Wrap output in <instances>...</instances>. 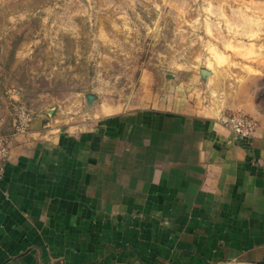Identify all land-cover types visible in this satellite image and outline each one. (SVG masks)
<instances>
[{
  "label": "crops",
  "instance_id": "obj_1",
  "mask_svg": "<svg viewBox=\"0 0 264 264\" xmlns=\"http://www.w3.org/2000/svg\"><path fill=\"white\" fill-rule=\"evenodd\" d=\"M254 114L247 142L219 115L170 108L86 129L33 120L0 181V264H264Z\"/></svg>",
  "mask_w": 264,
  "mask_h": 264
},
{
  "label": "rangeland",
  "instance_id": "obj_2",
  "mask_svg": "<svg viewBox=\"0 0 264 264\" xmlns=\"http://www.w3.org/2000/svg\"><path fill=\"white\" fill-rule=\"evenodd\" d=\"M146 108L257 122L264 0H0L1 135Z\"/></svg>",
  "mask_w": 264,
  "mask_h": 264
},
{
  "label": "built area",
  "instance_id": "obj_3",
  "mask_svg": "<svg viewBox=\"0 0 264 264\" xmlns=\"http://www.w3.org/2000/svg\"><path fill=\"white\" fill-rule=\"evenodd\" d=\"M220 121L237 139L245 142L253 138L257 128V122L251 116L243 113L222 117ZM28 123L29 120L27 119L16 121L14 124L15 134L24 133ZM10 143L9 137L0 134V181L3 179L5 167L10 156Z\"/></svg>",
  "mask_w": 264,
  "mask_h": 264
},
{
  "label": "water",
  "instance_id": "obj_4",
  "mask_svg": "<svg viewBox=\"0 0 264 264\" xmlns=\"http://www.w3.org/2000/svg\"><path fill=\"white\" fill-rule=\"evenodd\" d=\"M202 73H203V75H205V76H210V75H211V73H209V72L206 71V70L202 71ZM92 100H93V98H92V97H89V101H92Z\"/></svg>",
  "mask_w": 264,
  "mask_h": 264
}]
</instances>
